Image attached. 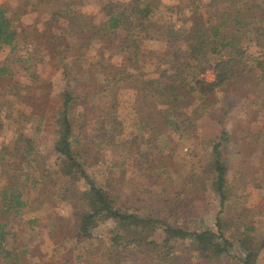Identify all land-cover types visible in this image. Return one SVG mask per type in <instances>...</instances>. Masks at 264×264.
<instances>
[{"label": "trees", "instance_id": "16d2710c", "mask_svg": "<svg viewBox=\"0 0 264 264\" xmlns=\"http://www.w3.org/2000/svg\"><path fill=\"white\" fill-rule=\"evenodd\" d=\"M222 1H211L217 16L213 26H208L203 15L198 12V5L191 1L189 6L193 8L188 14L191 24L182 30L172 27L167 29L169 46L157 57L155 64L156 68L166 65L158 80L147 84L143 81L146 73L135 68L138 70L137 84L134 85L135 100L139 103L137 115L142 134L130 135L126 140H121L122 144H133L127 150V161H130L132 173L124 178L118 193L96 186L82 171L83 165L77 163L73 145L76 141L81 142V154L87 160L85 157L90 145L95 144L98 138H106L96 95L111 85L127 81L125 76L128 77L130 73L115 78L106 69V64L99 63L90 72L87 71L85 78L77 80L75 87L63 89L62 104L59 110L53 111V100L49 97L50 83L46 79L33 74V82L24 94L5 91L12 71L6 66L0 67V93L14 95L32 106L39 120L38 126L50 119L48 116L60 113L55 121L56 133L50 141L52 150L57 158L69 160L70 168L78 171L84 179L80 203L77 201L73 216L68 219L72 221L68 231L72 230L77 243L81 244L78 247L79 253L73 256L76 264H81L80 261L82 264H92L90 247L93 232L99 222L109 220L115 224L108 239L110 246L105 250L100 246L98 248L101 255L107 252L110 264H169L176 254L173 241L179 238L187 241L183 250L189 252L191 262L212 264L222 255H229L230 248L239 244V241L227 236L230 221L220 213L215 217L214 228L200 225L188 229L184 225H177V212L183 214L193 208L198 218L202 214L199 205L193 203V198L188 196L184 187L168 182L151 163L158 148L159 136L164 135L171 140L174 136L182 138L196 135L200 119L208 114L210 119L219 124L220 130L215 138L206 141L208 148L201 172L210 179L213 194L219 198L222 210L230 192L227 181L229 161L225 152L231 136L224 126L228 110L234 102L239 104L238 101H246L249 109L244 111L243 123L250 120H246L250 117V109L256 108L264 117V3L262 8L257 0H228L235 6L236 13L253 18L258 54L250 57L246 55L243 46L218 39L219 28L224 23L218 9ZM8 2L10 0L0 3V50L3 46L14 49L13 42L18 35L14 24L15 15L10 13ZM155 6L156 3L146 0H108L97 13L60 14L59 17L66 20L68 29L59 30L43 24L42 30H34L31 35L34 48L32 54L37 55L43 50L47 64L59 69L64 62L70 61L73 49L87 47L93 40H97L102 43L101 51L108 49L111 57H118L121 64L132 67L138 61L140 50L135 51L126 38L120 35V31L132 23L133 29L142 33L144 38L158 36L162 25L159 18L152 17ZM175 7L182 8L180 3ZM258 7L260 12L254 15L252 9ZM236 20L238 16L233 18V21ZM247 23L251 24V21ZM228 46L227 55H220L216 59L209 56L219 55ZM208 65L214 71L213 81L202 77ZM219 91L224 95L221 112L215 109L219 102ZM250 95L253 97L250 98ZM46 110H49L48 113ZM75 118H79L77 131L73 128ZM244 126L245 133L240 131L239 136L250 138L255 150L264 151V146L261 149L258 144L255 145L264 141V128L253 131L249 129V123ZM34 151L33 139L22 130L16 132L11 145L2 144L0 148V264H21L26 250L13 247L17 233L12 228L24 223L22 209L27 202V188L36 189L50 183L44 171L33 174L35 169L31 165V156ZM47 220L34 217L26 222L37 234H40L42 228H48L49 235H52L58 224L43 225ZM247 231L253 233L259 240L260 248L264 250V232L255 226L248 227ZM158 234H161L159 240L156 239ZM255 256L256 253L248 248L245 256L238 259L241 264H255Z\"/></svg>", "mask_w": 264, "mask_h": 264}, {"label": "rangeland", "instance_id": "374dc122", "mask_svg": "<svg viewBox=\"0 0 264 264\" xmlns=\"http://www.w3.org/2000/svg\"><path fill=\"white\" fill-rule=\"evenodd\" d=\"M146 1L156 3L152 17L159 18L162 30L155 38H144L142 33L133 29L132 23L127 24L126 28L120 31V35L126 38L135 51L140 50L135 65L131 67L121 64L118 57L110 56L108 49L101 51V41L93 40L87 47L73 49L70 61L64 62L59 69L47 64V56L43 50L33 56L31 35L33 36L34 30H42L44 25L59 30L68 29L66 20L59 17L60 14L97 13L108 0H10L8 2L11 8L10 13L15 15L16 23L14 24L18 29V35L13 42L14 49L3 46L0 50V67L6 66L12 71L11 80L6 82L8 85L5 91H18L19 94H24L33 82V74H39L42 79L50 83L49 97L53 100V111H57L63 101V89L73 88L76 81L85 78L87 71L90 72L95 65L106 64V69L115 78L130 73L128 77L125 76L127 81L111 85L96 95L95 99L100 105L106 138H98L95 144L90 145L91 148L88 149L87 157H85L87 160L81 154V142L76 141L73 145L77 163L83 165L82 171L94 181L96 186L108 192L118 193L124 178L132 173L130 161H127V150L133 144H122L121 140H126L130 135L142 134L137 115L139 103L135 100L134 85L137 84L136 72L138 71L135 68L146 73L143 81L147 84L158 80L166 65L162 64L156 68L155 64L158 61L157 57H160L169 46L167 29L172 27L182 30L191 24L188 17L193 8L189 6L191 1L198 5V12L203 15L209 27L214 25L217 17H215L216 10L211 4L212 0ZM2 2L4 0H0V3ZM178 3L182 8L175 7ZM257 3L263 8L264 0H257ZM218 9L224 22L219 28L218 39L243 46L247 56H257L258 49L254 40L256 26L252 24L253 18H247L240 12L236 13L235 6L228 0H223L218 5ZM259 12V7L252 9L254 15H258ZM235 16H238V20L233 21ZM249 21L251 24L247 23ZM128 28L131 30L129 31ZM229 48L230 46L223 49L219 55L209 56L212 59L220 55L225 56ZM202 77L207 81L214 80V71L210 65L207 66ZM223 96V93L219 91V102L215 106L219 112L222 110L220 107ZM252 97L250 95V98ZM0 101V148L2 144L11 145L16 132L22 130L34 141L35 151L31 156V165L35 169L33 174L42 170L46 174L47 181L48 179L50 181L48 186L27 188V202L22 209L24 223L12 228L17 233L13 247L26 250L21 264H76L73 256L79 253L78 247L81 244L77 243L75 233L72 230L68 231L70 226L72 227V221L68 219L73 216V208L77 201L80 203L79 197L84 187V179L80 177L78 171L70 168L69 160L57 158L52 150L50 141L56 133L55 121L60 117V113L55 112L52 116H48L50 119L41 122L38 126L39 120L32 106L10 94L0 93ZM238 102L239 104L234 102V105L229 108L224 121V126L231 136L225 152L229 161L227 181L230 192L222 210L219 198L213 194L210 179L201 172L205 161V151L208 148L206 141L215 138L220 130L219 124L210 119L208 114L200 119L196 135L182 138L174 136L175 138L171 140L164 135L159 136L158 148L151 160L156 170L162 173L168 182L179 184L180 188L184 187L188 196L193 198V203L199 205V211L202 214L198 218L195 217L193 208L183 214L177 212V225H184L188 229L201 226L214 228L218 213L230 221L227 236L236 239L241 245L235 244L230 248L229 255H222L212 264H241L238 258L244 257L248 248L256 253L255 264H264V250L260 248L259 240L253 233L247 231L248 227L255 226L264 232V151L261 150L264 141H262L263 144L260 142L255 144L261 147L260 152L255 150L250 138L245 139L243 135L239 136L240 131L245 133L244 125L247 123H249V129L253 131L263 129L264 117L257 112L256 108L250 109V117L246 118L250 120L243 123L244 111H248L249 108L246 101ZM48 111L45 112L48 113ZM73 121L75 122H73L74 131H77L79 118ZM34 217L47 218L48 220L43 222L45 226L56 222L57 230L49 235L48 228H42L40 234H37L26 222ZM114 227L115 224L111 220L99 222L93 232L94 237L91 239L90 247L93 254L90 255V258H93L92 264H110L107 261V252L106 255H101L102 252L99 249L102 247L105 250L110 246L108 239ZM160 238L161 234H158L156 239ZM173 243L176 254L169 264H195L191 262L189 252L183 250L187 245L185 239H175ZM80 263L82 264L81 261Z\"/></svg>", "mask_w": 264, "mask_h": 264}]
</instances>
